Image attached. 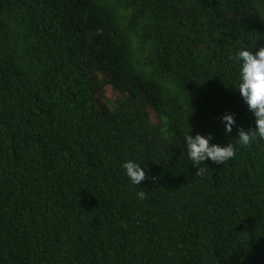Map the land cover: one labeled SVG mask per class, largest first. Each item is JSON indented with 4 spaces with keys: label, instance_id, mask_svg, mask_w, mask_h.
Instances as JSON below:
<instances>
[{
    "label": "trees",
    "instance_id": "1",
    "mask_svg": "<svg viewBox=\"0 0 264 264\" xmlns=\"http://www.w3.org/2000/svg\"><path fill=\"white\" fill-rule=\"evenodd\" d=\"M261 47L264 0H0V264H264V140H236ZM209 133L238 150L196 175Z\"/></svg>",
    "mask_w": 264,
    "mask_h": 264
},
{
    "label": "clouds",
    "instance_id": "2",
    "mask_svg": "<svg viewBox=\"0 0 264 264\" xmlns=\"http://www.w3.org/2000/svg\"><path fill=\"white\" fill-rule=\"evenodd\" d=\"M235 59L239 61L238 92L255 122L254 129L248 131L242 128L237 129L238 145L247 147L257 140H264V47L259 48L255 53L247 48L240 49ZM219 119L224 126L225 134L231 133L236 125L234 114L225 113ZM213 139L211 133L206 136L197 134L194 137L188 134L185 137L187 156L198 168L196 175H204L206 169L199 167L201 163L211 161L223 165L237 153V146L230 143L226 146L210 143ZM122 167L132 185L138 186L148 178L145 167L133 160L124 162ZM152 179L156 178L152 177ZM136 195L140 200L146 198V192L143 189H139Z\"/></svg>",
    "mask_w": 264,
    "mask_h": 264
},
{
    "label": "rangeland",
    "instance_id": "3",
    "mask_svg": "<svg viewBox=\"0 0 264 264\" xmlns=\"http://www.w3.org/2000/svg\"><path fill=\"white\" fill-rule=\"evenodd\" d=\"M107 95H108V96H110V95H111V91H110L109 89L107 90ZM152 121H153V122H156V120H155V118H154V117H152Z\"/></svg>",
    "mask_w": 264,
    "mask_h": 264
}]
</instances>
